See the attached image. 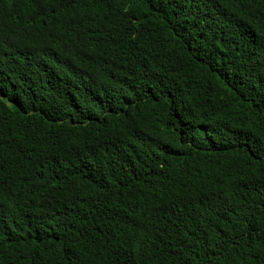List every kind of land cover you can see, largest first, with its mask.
<instances>
[{
  "label": "trees",
  "instance_id": "16d2710c",
  "mask_svg": "<svg viewBox=\"0 0 264 264\" xmlns=\"http://www.w3.org/2000/svg\"><path fill=\"white\" fill-rule=\"evenodd\" d=\"M0 264H264V0H0Z\"/></svg>",
  "mask_w": 264,
  "mask_h": 264
}]
</instances>
